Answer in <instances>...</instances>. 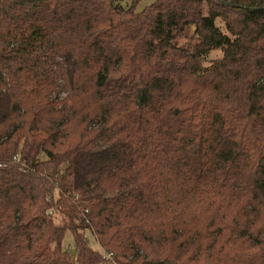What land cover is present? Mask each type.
Returning <instances> with one entry per match:
<instances>
[{
    "label": "trees",
    "instance_id": "obj_1",
    "mask_svg": "<svg viewBox=\"0 0 264 264\" xmlns=\"http://www.w3.org/2000/svg\"><path fill=\"white\" fill-rule=\"evenodd\" d=\"M136 1L0 0V264H264V0Z\"/></svg>",
    "mask_w": 264,
    "mask_h": 264
},
{
    "label": "rangeland",
    "instance_id": "obj_2",
    "mask_svg": "<svg viewBox=\"0 0 264 264\" xmlns=\"http://www.w3.org/2000/svg\"><path fill=\"white\" fill-rule=\"evenodd\" d=\"M152 0H137L134 3V9L136 11L141 10L145 5L149 4ZM120 3L122 6L126 7L129 6L131 4L130 0H120ZM220 28L222 30H224L222 24L220 23ZM190 36H192V31L190 28H185V30L178 36H176L175 41L179 44H184V43H190ZM221 54V50L219 48H214L212 50H210L207 54V59L205 61V63H207L208 59L219 56ZM39 157L44 159L46 157V155L43 152L39 153ZM62 166V165H61ZM87 237L89 239V243L90 245H92L93 247H97L96 243L93 240V236L92 234H90L89 232H87ZM62 247L72 251L74 246H73V239L72 236L70 234V232L67 230L65 231L63 238H62Z\"/></svg>",
    "mask_w": 264,
    "mask_h": 264
},
{
    "label": "built area",
    "instance_id": "obj_3",
    "mask_svg": "<svg viewBox=\"0 0 264 264\" xmlns=\"http://www.w3.org/2000/svg\"><path fill=\"white\" fill-rule=\"evenodd\" d=\"M101 256L103 258V264H113L111 251L101 249Z\"/></svg>",
    "mask_w": 264,
    "mask_h": 264
}]
</instances>
